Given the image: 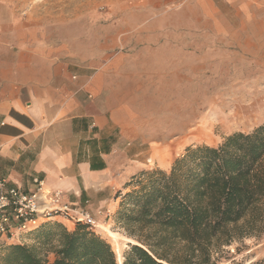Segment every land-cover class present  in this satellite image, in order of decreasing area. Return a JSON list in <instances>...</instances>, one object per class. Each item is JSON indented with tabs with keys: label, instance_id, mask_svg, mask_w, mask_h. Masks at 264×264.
Instances as JSON below:
<instances>
[{
	"label": "crops",
	"instance_id": "crops-1",
	"mask_svg": "<svg viewBox=\"0 0 264 264\" xmlns=\"http://www.w3.org/2000/svg\"><path fill=\"white\" fill-rule=\"evenodd\" d=\"M119 2L84 35L74 24L52 35L8 10L0 17V179L8 185L32 191L38 177L47 190L78 196L107 185L115 172L131 176L142 167L129 155L150 145L155 156L156 84L174 82L176 48L223 43L240 32L230 20L264 34V0ZM160 6L182 10L173 17L184 26H161ZM190 104L169 130L184 135L192 127Z\"/></svg>",
	"mask_w": 264,
	"mask_h": 264
},
{
	"label": "trees",
	"instance_id": "trees-1",
	"mask_svg": "<svg viewBox=\"0 0 264 264\" xmlns=\"http://www.w3.org/2000/svg\"><path fill=\"white\" fill-rule=\"evenodd\" d=\"M124 188L115 222L135 242L122 264H215L221 247L264 230V123L188 146L168 170L141 169ZM29 233L32 245L0 246V264H117L88 224L44 221Z\"/></svg>",
	"mask_w": 264,
	"mask_h": 264
},
{
	"label": "rangeland",
	"instance_id": "rangeland-1",
	"mask_svg": "<svg viewBox=\"0 0 264 264\" xmlns=\"http://www.w3.org/2000/svg\"><path fill=\"white\" fill-rule=\"evenodd\" d=\"M119 5V0H0V17L5 19L8 10L11 15H17L22 25L47 28L52 35L56 34L60 25H63L64 33H68L74 24L84 35L88 28L94 29L91 21H96V18L116 6L119 10ZM160 11L165 12L163 20H160L161 26H184L183 19L175 20L173 17L176 14L177 18H182V10L175 9L167 13V9L160 6ZM227 22L236 32L240 31L239 34L224 37L223 43L209 40L206 51L198 45L189 49L183 46L176 48L175 59L170 62L174 69V82L172 78L167 81L160 78L156 84L155 156L152 155L151 146L145 145L139 148L136 155H129V161L139 162L144 170H168L173 159L184 153L188 146L217 145L229 134L250 132L264 123V34L259 28H254V23H251L250 29L239 30L238 21ZM96 27L99 30L101 25L96 23ZM247 32L251 34L247 35ZM174 38L177 37H168L169 40ZM197 88H201V92ZM188 102L191 103L189 110L197 112L192 117L191 126L205 130L180 142L176 138L183 134L169 129L172 124L177 125V114L187 107ZM167 112L169 116H166ZM114 174V179L107 185L84 191L78 196L64 195V199L71 208L87 211L93 217L95 226L91 229L110 243L117 264H122V255L128 243L135 241L127 237L115 222V214L121 204V197L115 196L128 191L124 183L130 176L121 180L116 172ZM97 180L99 182L100 178ZM57 216L59 220L44 221H58L70 230L75 227L76 222L70 218ZM3 238L0 246L9 245L6 242L34 243L29 231L20 232L14 238ZM213 254L215 264H253L264 261V230L258 236L235 240ZM52 259L53 255L50 254L49 260Z\"/></svg>",
	"mask_w": 264,
	"mask_h": 264
},
{
	"label": "built area",
	"instance_id": "built-area-1",
	"mask_svg": "<svg viewBox=\"0 0 264 264\" xmlns=\"http://www.w3.org/2000/svg\"><path fill=\"white\" fill-rule=\"evenodd\" d=\"M32 182L35 189L27 191L0 179V237L14 238L55 215L95 226L93 217L87 211L71 208L62 192L45 189L38 177H33Z\"/></svg>",
	"mask_w": 264,
	"mask_h": 264
},
{
	"label": "bare ground",
	"instance_id": "bare-ground-1",
	"mask_svg": "<svg viewBox=\"0 0 264 264\" xmlns=\"http://www.w3.org/2000/svg\"><path fill=\"white\" fill-rule=\"evenodd\" d=\"M194 123V122H193ZM205 129H201L199 126L198 127H191L186 134H184L183 136L177 138L176 140H179L180 142L186 141L190 136H195L197 134H199L201 131H203ZM119 263H121V260L119 259Z\"/></svg>",
	"mask_w": 264,
	"mask_h": 264
}]
</instances>
